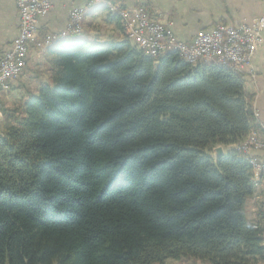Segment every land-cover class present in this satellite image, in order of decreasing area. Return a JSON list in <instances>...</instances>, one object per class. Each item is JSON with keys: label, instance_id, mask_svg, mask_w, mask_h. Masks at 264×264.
<instances>
[{"label": "trees", "instance_id": "16d2710c", "mask_svg": "<svg viewBox=\"0 0 264 264\" xmlns=\"http://www.w3.org/2000/svg\"><path fill=\"white\" fill-rule=\"evenodd\" d=\"M45 52L38 92L3 109L0 264L264 263L254 173L231 148L263 136L241 72L127 37L58 35Z\"/></svg>", "mask_w": 264, "mask_h": 264}, {"label": "crops", "instance_id": "0c3cea01", "mask_svg": "<svg viewBox=\"0 0 264 264\" xmlns=\"http://www.w3.org/2000/svg\"><path fill=\"white\" fill-rule=\"evenodd\" d=\"M91 0H53L49 14L42 16L38 23L37 40L48 33L60 34L65 29L70 18L72 7L86 9L84 21L86 31L76 39L90 44L104 43L114 35L123 39V32L114 23L106 21L107 3L97 2L89 5ZM120 1L127 8H133L141 3H149L158 13L159 19L181 41H189L201 31L211 29L217 23L239 24L251 22L264 15V0H109ZM102 3V4H101ZM106 4V5H105ZM101 26V27H100ZM101 28L102 32H99ZM98 29V30H97ZM19 33V13L17 0H0V57L10 48ZM100 35V37H97ZM115 37V38H116ZM74 38V37H71ZM31 51V49H30ZM26 72L28 84L33 83L36 91H29L25 83L11 82L8 92L0 95V105L4 108L17 99H22L26 92L37 93L40 83L46 80L45 73H40L37 56L30 54ZM245 89L255 95L254 108L261 126H264V41L251 65L242 71ZM14 100L16 102H11ZM262 139L264 140V131ZM264 159V149L260 152ZM264 180V179H263ZM259 184V178L256 180ZM246 217L250 226L261 227L264 233V182L256 187L253 195L246 201Z\"/></svg>", "mask_w": 264, "mask_h": 264}, {"label": "built area", "instance_id": "2783aa9c", "mask_svg": "<svg viewBox=\"0 0 264 264\" xmlns=\"http://www.w3.org/2000/svg\"><path fill=\"white\" fill-rule=\"evenodd\" d=\"M107 0H91L89 5ZM113 14H125L128 26L122 27L124 37L133 42L149 56L156 60L170 52L178 53L179 57L191 66H196L207 59H222L224 65H234L236 71L252 64L261 44L264 41V15L251 22L239 24L217 23L211 29L197 32L189 41H181L159 19L156 11L146 5L127 8L121 2H112ZM53 0H17L19 13V33L10 48L0 57V89H6L12 80L19 78L26 66L30 43L38 32L39 19L50 13ZM83 8L72 7L70 18L61 34L83 33ZM60 35V34H59ZM55 35L45 36L46 46ZM0 112V116H1ZM243 158L253 155L257 162L254 173L263 183L264 159L259 153L264 149V141L259 133H248L243 139L231 145Z\"/></svg>", "mask_w": 264, "mask_h": 264}, {"label": "rangeland", "instance_id": "374dc122", "mask_svg": "<svg viewBox=\"0 0 264 264\" xmlns=\"http://www.w3.org/2000/svg\"><path fill=\"white\" fill-rule=\"evenodd\" d=\"M107 1H109V0H107ZM113 2H120V1H113ZM102 4V3H101ZM110 4V5H109ZM111 4L113 5V3H108L107 5H106V7H104L105 9H107V11H108V13H113V12H110L109 11V9H110V6H111ZM151 6V5H150ZM150 9H152V10H154V11H156L152 6L150 7ZM85 12V13H84ZM86 9L85 8H83V19L85 20V18H86ZM118 15V17H119V19L120 18H122L121 20H120V22H121V27H127V25L124 23V19H127V17H126V15L125 14H117ZM85 17V18H84ZM83 19H82V26H83V33H80V34H62L61 36H63V37H68V38H71V37H74V38H71V39H75L76 38V36H78V35H83L84 33H85V31H86V27H85V24H84V21H83ZM128 20V19H127ZM101 27V26H100ZM98 30V29H97ZM99 32H102L101 31V28H100V30H99ZM38 33V32H37ZM49 34H52V35H55L56 37L59 35V34H54V33H48V34H46L45 36H47V35H49ZM45 36L42 38V40H37V35H36V37H35V39L33 40V41H31V43H30V49H31V51L29 50V54H28V57H29V55L32 53V54H34L35 56H37V60H38V62H39V67H40V73H45V75H47L46 77H48V75H49V73H48V68H49V65H48V56H46V48L53 42V40L54 39H56V38H54V39H52V41L51 42H49L46 46H43V47H41L39 44H41V43H43L44 42V38H45ZM97 37H100V35H98ZM110 37H116L115 36V34L114 35H110ZM117 38V37H116ZM118 39V38H117ZM128 39H130V38H128ZM131 40V39H130ZM207 63H212V64H215V65H218L217 63H215V62H207ZM28 65H29V60H27V66H26V68H25V70H24V72H23V74L19 77V78H17V80H12L11 82H18L19 84L21 83V84H23V83H25L26 85H28V89H29V91H36V86L33 84V83H30V84H28V81H26V80H28L27 79V77L25 78V76H26V72H27V69H28ZM218 66H224V65H218ZM224 67H230V68H232V69H236L235 68V66L234 65H225ZM240 72V71H239ZM10 82V83H11ZM8 90H9V86L6 88V89H0V95H1V93L2 92H8ZM28 92V91H27ZM26 92V93H27ZM23 98L24 97H22V99H17L16 101H17V103H13V102H16V101H14V100H11V102L13 103V104H11L9 107H7V108H11V107H14V106H16V105H19V104H21L22 103V100H23ZM3 109H6V108H4L3 106H1L0 105V112L2 113L1 114V116H0V134L2 133V130H3V128H2V121H3ZM256 113V112H255ZM261 126V125H260ZM261 130L262 131H264V126H261ZM249 133H256V131L255 130H252V131H250ZM260 136V135H259ZM260 139L262 140V141H264L263 139H262V137H260ZM224 146V145H223ZM224 150H225V152H227L228 150H229V148L227 147V146H224ZM259 155H260V153H259ZM261 157V156H260ZM245 159L249 162V164L251 165V168H252V173H254V170H257L254 166H253V164H252V162L251 161H254L253 160V155H245ZM258 179V176L256 175V173H254V175H253V181L256 183V180ZM263 179H264V175H263ZM263 182H264V180H263ZM259 185V184H258ZM257 184L255 185L256 187L258 186ZM165 264H207V263H204V262H202V261H200V260H195V259H191V258H182V259H179V260H174V259H169V260H166L165 261ZM261 264H264V263H261Z\"/></svg>", "mask_w": 264, "mask_h": 264}, {"label": "bare ground", "instance_id": "6f19581e", "mask_svg": "<svg viewBox=\"0 0 264 264\" xmlns=\"http://www.w3.org/2000/svg\"><path fill=\"white\" fill-rule=\"evenodd\" d=\"M108 4V3H107ZM110 5V4H109ZM108 6V5H107ZM109 11L110 12H114V5H112L111 4V6H110V9H109ZM85 13V12H84ZM83 19V18H82ZM122 18H120V20H121ZM124 21V23L128 26V20L127 19H124L123 20ZM122 22V21H121ZM131 39V38H130ZM131 41H133L132 39H131ZM206 62H215V63H217L218 65H224V60H222V59H207L206 60ZM252 162V164H253V166L257 169V162L256 161H251Z\"/></svg>", "mask_w": 264, "mask_h": 264}, {"label": "water", "instance_id": "95a60500", "mask_svg": "<svg viewBox=\"0 0 264 264\" xmlns=\"http://www.w3.org/2000/svg\"><path fill=\"white\" fill-rule=\"evenodd\" d=\"M225 154L224 146L218 145L213 149L212 158L217 160L219 157H222Z\"/></svg>", "mask_w": 264, "mask_h": 264}]
</instances>
